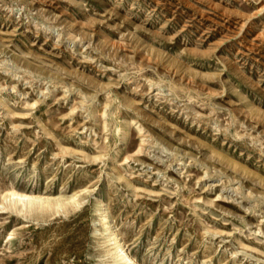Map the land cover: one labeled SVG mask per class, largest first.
Listing matches in <instances>:
<instances>
[{
    "label": "rangeland",
    "instance_id": "374dc122",
    "mask_svg": "<svg viewBox=\"0 0 264 264\" xmlns=\"http://www.w3.org/2000/svg\"><path fill=\"white\" fill-rule=\"evenodd\" d=\"M99 200L137 264H264V0H0V264H125Z\"/></svg>",
    "mask_w": 264,
    "mask_h": 264
},
{
    "label": "bare ground",
    "instance_id": "6f19581e",
    "mask_svg": "<svg viewBox=\"0 0 264 264\" xmlns=\"http://www.w3.org/2000/svg\"><path fill=\"white\" fill-rule=\"evenodd\" d=\"M5 198H12L10 201V205L15 208H19V203L22 206H28L30 208L35 205L42 206L44 203L50 200L43 196L27 194L15 190L9 191ZM71 198L72 200H74V197ZM56 202L58 204L59 200H57ZM74 202L77 203L79 201L74 200ZM97 216L103 221L104 227L106 229H109L106 237L111 244L110 252L113 254L114 260L122 261L125 264H137L136 260L126 250L119 235L111 228V219L109 214L106 212V207L102 200H99L97 203Z\"/></svg>",
    "mask_w": 264,
    "mask_h": 264
}]
</instances>
